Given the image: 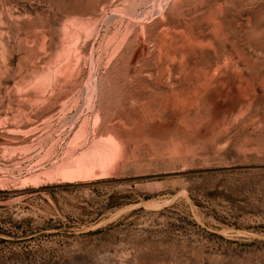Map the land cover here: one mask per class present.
Returning <instances> with one entry per match:
<instances>
[{
    "label": "rangeland",
    "instance_id": "obj_1",
    "mask_svg": "<svg viewBox=\"0 0 264 264\" xmlns=\"http://www.w3.org/2000/svg\"><path fill=\"white\" fill-rule=\"evenodd\" d=\"M0 264H264V0H0Z\"/></svg>",
    "mask_w": 264,
    "mask_h": 264
}]
</instances>
